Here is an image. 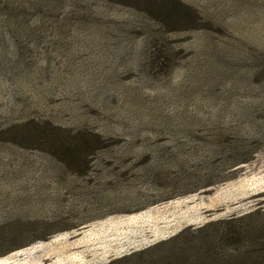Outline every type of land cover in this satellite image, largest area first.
I'll return each instance as SVG.
<instances>
[{"label": "rangeland", "instance_id": "obj_1", "mask_svg": "<svg viewBox=\"0 0 264 264\" xmlns=\"http://www.w3.org/2000/svg\"><path fill=\"white\" fill-rule=\"evenodd\" d=\"M0 264H264V0H0Z\"/></svg>", "mask_w": 264, "mask_h": 264}]
</instances>
